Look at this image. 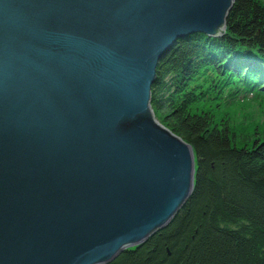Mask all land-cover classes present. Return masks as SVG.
<instances>
[{"label": "water", "instance_id": "1", "mask_svg": "<svg viewBox=\"0 0 264 264\" xmlns=\"http://www.w3.org/2000/svg\"><path fill=\"white\" fill-rule=\"evenodd\" d=\"M233 0H0V264H109L166 228L193 145L155 117L158 62Z\"/></svg>", "mask_w": 264, "mask_h": 264}, {"label": "trees", "instance_id": "2", "mask_svg": "<svg viewBox=\"0 0 264 264\" xmlns=\"http://www.w3.org/2000/svg\"><path fill=\"white\" fill-rule=\"evenodd\" d=\"M232 5L222 36L180 39L151 85L156 119L194 144L190 199L166 228L109 264H264V131L237 144L197 106L264 97V0Z\"/></svg>", "mask_w": 264, "mask_h": 264}, {"label": "rangeland", "instance_id": "3", "mask_svg": "<svg viewBox=\"0 0 264 264\" xmlns=\"http://www.w3.org/2000/svg\"><path fill=\"white\" fill-rule=\"evenodd\" d=\"M247 96L230 103L207 100L197 106L199 110L209 111L218 124L230 127L236 143L242 144L264 131V97L252 93Z\"/></svg>", "mask_w": 264, "mask_h": 264}, {"label": "bare ground", "instance_id": "4", "mask_svg": "<svg viewBox=\"0 0 264 264\" xmlns=\"http://www.w3.org/2000/svg\"><path fill=\"white\" fill-rule=\"evenodd\" d=\"M233 2H234V0H233ZM232 4H233V3H232ZM224 27H225V26H224ZM225 30H226V27H225ZM193 33H200V34H201L202 32H193ZM223 33H224V32L221 31V33H220L218 36H216V37H220V36H222ZM203 34L206 35V36L209 37V38L214 37V36H209V35H207L206 33H203ZM190 35H191V34H190ZM188 36H189V35H188ZM184 37H185V36H183V37L180 38V39H183ZM180 39H177V41L172 45V47H173V46H174V45H175ZM172 47L169 48L168 53H169V51L172 49ZM168 53H167V54H168ZM167 54H166V55H167ZM166 55H165V56H166ZM253 82H254V81H253ZM153 84H154V83H153ZM254 87H255V86H254ZM249 89H250V88H249ZM150 94H151V92H150Z\"/></svg>", "mask_w": 264, "mask_h": 264}]
</instances>
